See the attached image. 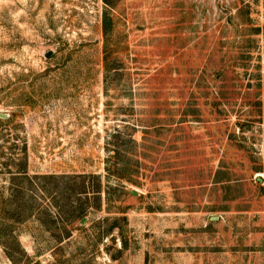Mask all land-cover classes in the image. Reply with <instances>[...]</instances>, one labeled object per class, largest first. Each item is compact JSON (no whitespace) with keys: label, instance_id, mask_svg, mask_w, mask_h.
<instances>
[{"label":"rangeland","instance_id":"1","mask_svg":"<svg viewBox=\"0 0 264 264\" xmlns=\"http://www.w3.org/2000/svg\"><path fill=\"white\" fill-rule=\"evenodd\" d=\"M0 110V264H264V0H0Z\"/></svg>","mask_w":264,"mask_h":264},{"label":"trees","instance_id":"2","mask_svg":"<svg viewBox=\"0 0 264 264\" xmlns=\"http://www.w3.org/2000/svg\"><path fill=\"white\" fill-rule=\"evenodd\" d=\"M81 185H83V181H82V179H81ZM75 191V193H80L81 191H84V189H83V186H80L79 188H77L76 190H74ZM93 192V194L95 195V197L97 198L98 196H99V185L97 184L96 186H95V188L92 190ZM83 210H82V208H79V207H77L76 209H75V212L76 213H81Z\"/></svg>","mask_w":264,"mask_h":264},{"label":"water","instance_id":"3","mask_svg":"<svg viewBox=\"0 0 264 264\" xmlns=\"http://www.w3.org/2000/svg\"><path fill=\"white\" fill-rule=\"evenodd\" d=\"M49 53H50V50L48 49L44 52V55H48ZM6 117H8V113L0 110V118H6ZM132 192H134V191H132Z\"/></svg>","mask_w":264,"mask_h":264}]
</instances>
